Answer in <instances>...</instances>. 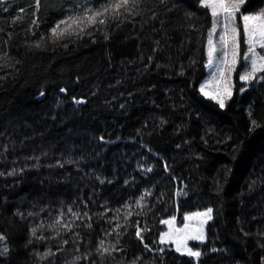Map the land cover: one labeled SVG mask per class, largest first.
I'll return each instance as SVG.
<instances>
[{
    "label": "trees",
    "instance_id": "obj_1",
    "mask_svg": "<svg viewBox=\"0 0 264 264\" xmlns=\"http://www.w3.org/2000/svg\"><path fill=\"white\" fill-rule=\"evenodd\" d=\"M101 3L0 0V264H264V80L225 108L204 97L199 0L51 36ZM208 208L200 257L159 242L162 220Z\"/></svg>",
    "mask_w": 264,
    "mask_h": 264
},
{
    "label": "snow or ice",
    "instance_id": "obj_2",
    "mask_svg": "<svg viewBox=\"0 0 264 264\" xmlns=\"http://www.w3.org/2000/svg\"><path fill=\"white\" fill-rule=\"evenodd\" d=\"M140 3L141 0H103V3L99 6L87 7L85 5L60 20L50 30V34L55 39L85 34L88 28L105 25L108 20L117 19L125 13L132 14ZM244 3L245 0H199L200 6L210 12L212 19V26L208 32L207 66L209 68L213 67L217 59H219L221 65L217 67L216 74L213 75L212 80L201 85L200 91L208 99L216 101L220 108H224L225 101L231 98V74L236 71L237 65L241 61H244L246 65L242 74L239 75L241 81L250 83L255 79L264 80V76L259 75L264 73V54L258 51V49L264 50V11L254 14H243L241 13V6ZM238 14L240 15L242 27L237 23ZM217 36L218 39L214 40V37ZM241 36H243V43L246 45L243 55H241ZM217 53L220 54L219 57ZM213 83H223L225 87H218L210 94L206 89ZM61 91L63 92L64 89H61ZM81 102L77 101V103ZM252 123L254 127L258 126L255 120ZM151 170L148 169L147 171ZM150 194L145 193V195ZM177 194L180 195L182 193L178 192ZM143 200L144 195L137 201V206H142L141 201ZM212 212L213 209L208 208L206 211H197L185 215L182 227L175 226V216L162 220L161 223L167 225L169 230L160 233L159 242L161 244L172 242L175 244L176 252L189 257H200L201 252L193 251V248L188 246V242H203L205 240L204 226L212 219ZM73 214L76 215L75 213ZM128 215H131V213ZM35 233L36 229L34 228L32 234L35 235ZM136 235L137 237L141 236L139 230ZM64 243H67V241H64ZM145 247L147 248L148 246L145 245ZM97 251L101 255L104 253L111 254L109 249L103 246V241L100 242V248ZM7 253V247L0 250V255H6ZM50 254L53 253L49 251L44 256L46 257ZM76 259L80 258L77 257Z\"/></svg>",
    "mask_w": 264,
    "mask_h": 264
},
{
    "label": "rangeland",
    "instance_id": "obj_3",
    "mask_svg": "<svg viewBox=\"0 0 264 264\" xmlns=\"http://www.w3.org/2000/svg\"><path fill=\"white\" fill-rule=\"evenodd\" d=\"M246 3H247V0H245V3L242 5V7H241V13H243V14H254V13H250V12H248V11H244L243 9H244V6L246 5ZM260 11H264V7L263 8H261L258 12H260ZM257 13V12H256ZM237 23H238V25H240L241 27H242V22H241V20H240V15L238 14V16H237ZM211 29V28H210ZM219 31V30H218ZM216 39H218V36L217 37H214V40H216ZM206 49H207V53H208V35H207V45H206ZM246 50V45H244V43H243V36H241V55H243V52ZM258 51H260L262 54H264V50H261V49H258ZM219 53H217V56L219 57ZM207 64H208V54H207V62H206V76H205V78L202 80V82H201V84H200V88H201V85H203V84H206L208 81H211L212 80V78H213V75L214 74H216V69H217V67H219V66H221L220 65V61H219V59H217L216 61H215V63H214V65H213V67H211V68H209L208 66H207ZM246 65H245V62L244 61H241L238 65H237V68H236V71L235 72H233L232 74H231V91H232V95H231V98H229V99H227L226 101H225V107H226V105H227V102L229 101V100H231L233 97H234V95H235V92H236V88H237V85H236V82L238 81V79H239V75L240 74H242V72H243V70H244V67H245ZM261 74V73H260ZM239 82V81H238ZM240 87H239V91H240V93L241 94H244L245 93V91L247 90V89H249L253 84H250L249 86H246V84H249V83H246V82H243V81H241L240 80ZM251 83V82H250ZM223 88V87H225V85L223 84V83H220V84H216V83H213V84H211V85H209V87L206 89V91H208L210 94L213 92V90L214 89H216V88ZM241 89H243V90H241ZM204 97H206V96H204ZM207 98V97H206ZM224 107V108H225ZM209 222V221H208ZM208 222H207V224H208ZM207 224L204 226V232H205V239H206V227H207ZM175 226L176 227H179L178 226V223H177V221H176V224H175ZM168 227V226H167ZM169 230V229H168ZM191 241H189L188 242V246H189V243H190ZM198 242H200V241H198ZM166 244H173L174 245V247H175V244L174 243H172V242H168V243H166Z\"/></svg>",
    "mask_w": 264,
    "mask_h": 264
},
{
    "label": "bare ground",
    "instance_id": "obj_4",
    "mask_svg": "<svg viewBox=\"0 0 264 264\" xmlns=\"http://www.w3.org/2000/svg\"><path fill=\"white\" fill-rule=\"evenodd\" d=\"M226 256H227V254H226ZM230 256V255H229ZM221 261V260H220ZM224 261V260H223ZM229 264V263H228Z\"/></svg>",
    "mask_w": 264,
    "mask_h": 264
},
{
    "label": "crops",
    "instance_id": "obj_5",
    "mask_svg": "<svg viewBox=\"0 0 264 264\" xmlns=\"http://www.w3.org/2000/svg\"><path fill=\"white\" fill-rule=\"evenodd\" d=\"M242 7V6H241ZM242 24V23H241Z\"/></svg>",
    "mask_w": 264,
    "mask_h": 264
}]
</instances>
